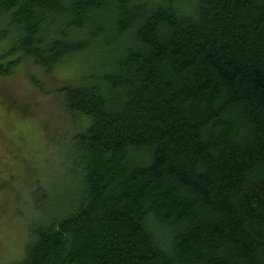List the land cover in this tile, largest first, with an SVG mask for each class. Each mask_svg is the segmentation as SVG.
I'll return each instance as SVG.
<instances>
[{
    "label": "trees",
    "instance_id": "16d2710c",
    "mask_svg": "<svg viewBox=\"0 0 264 264\" xmlns=\"http://www.w3.org/2000/svg\"><path fill=\"white\" fill-rule=\"evenodd\" d=\"M0 22V78L87 57L57 90L80 197L13 264H264V0H0Z\"/></svg>",
    "mask_w": 264,
    "mask_h": 264
},
{
    "label": "rangeland",
    "instance_id": "374dc122",
    "mask_svg": "<svg viewBox=\"0 0 264 264\" xmlns=\"http://www.w3.org/2000/svg\"><path fill=\"white\" fill-rule=\"evenodd\" d=\"M9 48L0 43V61ZM86 60H69L51 75L21 59L0 78V264L21 261L30 231L64 216L80 197V177L66 158L80 122L57 90L78 78Z\"/></svg>",
    "mask_w": 264,
    "mask_h": 264
}]
</instances>
